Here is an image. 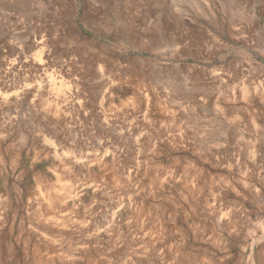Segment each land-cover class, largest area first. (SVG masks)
I'll return each mask as SVG.
<instances>
[{"label": "rangeland", "instance_id": "374dc122", "mask_svg": "<svg viewBox=\"0 0 264 264\" xmlns=\"http://www.w3.org/2000/svg\"><path fill=\"white\" fill-rule=\"evenodd\" d=\"M0 12V264H264V0Z\"/></svg>", "mask_w": 264, "mask_h": 264}, {"label": "bare ground", "instance_id": "6f19581e", "mask_svg": "<svg viewBox=\"0 0 264 264\" xmlns=\"http://www.w3.org/2000/svg\"><path fill=\"white\" fill-rule=\"evenodd\" d=\"M1 7H2V5H1ZM3 8H4V6H3ZM3 8H2V9H3ZM0 14H1V12H0ZM237 18H238V17H237ZM233 21H234V20H233ZM25 22H26V21H25ZM36 22H37V21H36ZM0 27H1V26H0ZM3 27H4V26H3ZM4 29H5V28H4ZM0 30H1V29H0ZM0 35H1V34H0ZM167 39H168V38H167ZM181 40H182V39H181ZM61 41H62V40H61ZM160 42H161V41H160ZM44 45H45V44H44ZM38 46H39V45H38ZM158 46H159V45H158ZM56 56H57V55H56ZM55 59H56V58H55ZM55 61H56V60H55ZM54 63H55V62H54ZM56 64H57V63H56ZM11 65H12V64H11ZM99 65H100V64H99ZM100 67H101V65H100ZM96 68H97V67H96ZM3 71H4V70H3ZM100 71H101V70H100ZM162 73H163V72H162ZM7 74H8V73H7ZM71 80H72V79H71ZM171 83H172V82H171ZM42 84H43V83H42ZM43 87H44V86H43ZM75 87H76V86H75ZM60 91L62 92V90H60ZM60 91L58 90V92H60ZM261 91H262V90H261ZM261 91H260V92H261ZM49 92H51V91H49ZM55 92H57V91H55ZM61 92H60V93H61ZM60 93H59V94H60ZM63 93H64V92H63ZM48 94H49V93H48ZM52 94L54 95V93H52ZM56 94H58V93H56ZM61 94H62V93H61ZM61 94H60V95H61ZM60 95H59V96H60ZM65 96H66V95H65ZM53 97H54V96H53ZM53 97H52V95H51V98H53ZM184 97H185V96H184ZM55 98H56V97H55ZM59 98H60V99H61V98L63 99V96H62V97L60 96ZM66 98H68V96H67ZM181 98H182V97H181ZM49 99H50V98H49ZM56 99H57V98H56ZM57 100H58V102H59V99H57ZM61 102H63V101L61 100ZM48 103H49V102H48ZM53 103H57V102H55V100H54V101L52 102V104H53ZM60 104H62V103H60ZM64 104H65V103H63V106H64ZM58 105H59V103H57V106H58ZM50 106H51V104H50ZM52 106H53V105H52ZM57 106H56V107H57ZM60 106L62 107V105H60ZM54 107H55V106H54ZM52 108H53V107H52ZM63 108H64V107H63ZM57 109H58V107H57ZM59 109H61V108H59ZM59 109H58V114H59V111H60ZM54 114H55V112H54ZM39 132H40V131H39ZM261 132H262V131H261ZM46 133H47V132H46ZM45 135H46V134H45ZM49 135H50V134H49ZM43 138H44V136H43ZM45 138H46V137H45ZM45 138H44V139H45ZM51 145H53V143H52ZM62 180H63V179H62ZM59 194H60V193H59ZM60 196H61V194H60ZM60 201H61V200H60ZM222 264H223V263H222Z\"/></svg>", "mask_w": 264, "mask_h": 264}]
</instances>
